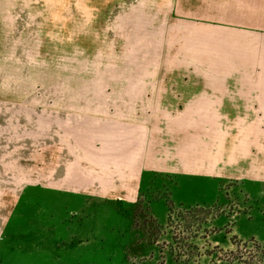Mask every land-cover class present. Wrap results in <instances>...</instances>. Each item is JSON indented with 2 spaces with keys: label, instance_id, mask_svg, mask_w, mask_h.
<instances>
[{
  "label": "crops",
  "instance_id": "crops-1",
  "mask_svg": "<svg viewBox=\"0 0 264 264\" xmlns=\"http://www.w3.org/2000/svg\"><path fill=\"white\" fill-rule=\"evenodd\" d=\"M119 3V13L103 17L24 15L18 27L35 28L28 40L38 26L56 34L67 20L66 36L103 37L61 65H33L37 49L29 41L16 46V27L7 31L0 71L24 72L9 74L7 93L0 92V247L6 239L11 264H42L35 254L55 264L65 254L93 262L97 247L111 246L101 226L111 212L96 204H136L153 175L177 178L172 192L181 201L193 191L204 196L202 184L217 178L225 158L221 129L216 164L208 163V120H264V0ZM34 70L86 71L90 79L80 93L58 75L41 79L32 95L26 72ZM164 72L196 77L160 78ZM241 133L247 140L226 156L234 162L264 135V123Z\"/></svg>",
  "mask_w": 264,
  "mask_h": 264
},
{
  "label": "rangeland",
  "instance_id": "rangeland-1",
  "mask_svg": "<svg viewBox=\"0 0 264 264\" xmlns=\"http://www.w3.org/2000/svg\"><path fill=\"white\" fill-rule=\"evenodd\" d=\"M120 1L124 0H0V58H7V55L2 54L7 50L2 44L8 41L9 27H16V46L24 47L22 42L29 41L27 47L37 49L36 54L30 56L33 65L55 66L56 62L61 65L82 58L85 55L74 52L103 45V37L73 39L66 36L71 21L67 20V26L58 30L64 32L63 36L58 32L51 34V30L38 26L37 31H34L36 38L28 40L24 34L35 28H24V25L18 27L22 25L21 19L30 10L36 11V14L63 15L64 18L78 12L81 15L103 17L120 11ZM14 19L15 26L12 24ZM10 30L14 31L13 28ZM41 49L42 55L39 52ZM11 73L0 71L1 93H7L6 79ZM13 73L23 78L24 72ZM27 73V79L29 77L35 83L27 90L32 95L40 94L41 87L36 83L41 79L49 81L58 75L61 82L70 85L78 93L86 90L82 85L90 79L86 71L34 70ZM184 74L164 72L160 78H189L190 74L192 78L196 77L192 73ZM203 74V77L217 78L213 73ZM197 89L192 87V93ZM167 121L161 119L162 129L168 125ZM252 123L263 126L264 120L225 117L208 120V163L216 164L217 150L214 143L216 131L221 129L225 158L215 171L217 178L202 184L206 195L198 196L193 191L189 200L181 201L173 197L172 192L177 178L164 175L147 177L136 204H96L98 209H109L111 212V223L101 225L104 228L102 231L108 236L107 242L111 243V246L106 247V252L97 247L94 261L89 263L84 260L72 262L78 256L65 254L58 256V264H264V135H255L257 144L250 148L246 157L236 162L226 157L232 153L234 144L247 140L248 136L241 132ZM32 256L42 260V264L56 263L51 262V255ZM10 257L8 241L5 239L0 247V264H11Z\"/></svg>",
  "mask_w": 264,
  "mask_h": 264
}]
</instances>
